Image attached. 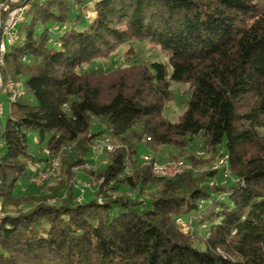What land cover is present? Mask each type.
<instances>
[{
    "label": "trees",
    "instance_id": "trees-1",
    "mask_svg": "<svg viewBox=\"0 0 264 264\" xmlns=\"http://www.w3.org/2000/svg\"><path fill=\"white\" fill-rule=\"evenodd\" d=\"M34 8L3 68L26 93L0 120V264H264V0H46ZM140 42L167 62H139ZM124 45L128 65L96 67ZM173 82L190 94L176 122L164 115ZM104 133L121 145L90 171L100 183L86 200L72 168L93 162ZM141 150L210 167L159 177ZM222 153L228 177L211 165ZM54 157L63 178L37 185ZM179 218L206 234L184 231Z\"/></svg>",
    "mask_w": 264,
    "mask_h": 264
},
{
    "label": "rangeland",
    "instance_id": "rangeland-1",
    "mask_svg": "<svg viewBox=\"0 0 264 264\" xmlns=\"http://www.w3.org/2000/svg\"><path fill=\"white\" fill-rule=\"evenodd\" d=\"M78 7L77 9H79ZM88 15H95V11H93L91 8L85 10ZM35 13V8L34 4H30V10L27 13L28 19H30ZM60 33V30L55 29V26L52 30V34L54 35V38L58 36ZM25 36L24 31L20 32V40L16 41L15 46L19 47L21 46L23 42V38ZM9 36H6V48L7 51L10 52L13 49V44H11L9 41ZM136 50H137V58L139 62L143 63H150V62H155V61H161V62H167L168 56L161 52L160 48L150 42H140L136 44ZM129 64L128 61V46H121L120 49L116 52V54L112 55L110 58H105L101 59L96 63V67L100 69H105V70H112L117 67H124ZM172 89L174 91V97L173 99L166 105L164 115L166 118H168L172 122L179 121L181 116L184 114V112L187 110V100L189 98V85L187 83H182V82H173L172 83ZM1 101L3 102V113L0 114V120L5 123L7 116L9 114V109H10V104L11 101L8 98V95L2 94L0 97ZM100 126L97 122L92 123V130L97 131L99 130ZM102 138H107L108 135L106 133L101 135ZM109 143L112 146L119 147L121 144L117 143L116 141H113L112 139L109 138ZM195 142V145H193V152H198L203 150L202 149V142L198 139ZM36 142V141H35ZM192 147V146H191ZM117 150V149H116ZM166 151H168L166 149ZM114 152V151H113ZM141 157L144 161H146L143 156L144 155H149L152 157H156V154L153 152L149 151H143L141 150ZM169 152V151H168ZM192 152V151H190ZM204 152V150H203ZM106 153H111L109 150H106L103 154L93 157L91 155L90 159H93V162H85L81 166H75L72 168V171L75 172V177L73 179L74 182L72 184L80 190L82 197L85 196L86 200H89L94 197L96 190L98 189V185L100 183V180L94 177H91V170H94L98 168L100 165L105 164L108 161V158ZM167 154V152H166ZM225 153L219 154V156H224ZM218 156V157H219ZM218 157L216 158L215 162L212 165V168L214 164L217 162ZM53 159H56L58 161V165L54 167L51 163H45L43 166L44 168L41 169L38 173V176L34 179V182L37 185H42L44 183L48 185H55L56 181L62 179L63 177L58 173L59 167L61 166V158L54 157ZM197 159H200V157H197ZM173 161H181L185 163H191L188 161H185V159L176 158V159H171ZM193 169L196 172H201L210 167V165L206 164H200L198 166H195L193 163ZM33 167H38V164L33 165ZM62 173V170H61ZM181 174V173H180ZM178 175V174H177ZM176 176V175H175ZM174 177V176H173ZM213 181V180H212ZM147 194L152 193L154 189L150 188L147 186L146 188ZM126 193L129 194H134L131 190L126 191ZM2 207L0 205V217L2 216ZM178 224L183 228L184 231H191L194 234L197 235H204L206 234V228L205 226L199 227L198 225H193L191 220H186L179 218L178 219Z\"/></svg>",
    "mask_w": 264,
    "mask_h": 264
},
{
    "label": "built area",
    "instance_id": "built-area-1",
    "mask_svg": "<svg viewBox=\"0 0 264 264\" xmlns=\"http://www.w3.org/2000/svg\"><path fill=\"white\" fill-rule=\"evenodd\" d=\"M46 0H0V97L2 94L8 95L10 101H15L26 93L24 82L16 80L12 77L5 78L3 68L5 66V57L8 53L6 48V36H9L8 41L15 44L20 40V26L28 19L27 13L30 10V4L36 2H44ZM3 102L0 99V114L3 113ZM109 138H96L92 144V155L97 157L106 150L113 152L117 147L109 143ZM204 154L203 150L196 153L197 157ZM146 163L151 164L153 172L159 177H173L177 174L193 169L191 163L181 161H160L149 155H144ZM50 163L56 167L58 161L52 159ZM214 169L224 171V176L230 175L229 161L227 155L219 156L217 162L213 166ZM130 163H127L126 171L129 172ZM213 183V182H212Z\"/></svg>",
    "mask_w": 264,
    "mask_h": 264
}]
</instances>
